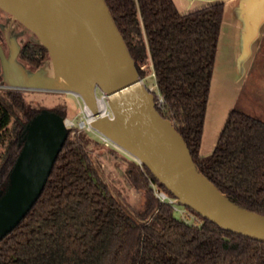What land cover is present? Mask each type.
<instances>
[{
	"label": "trees",
	"instance_id": "trees-1",
	"mask_svg": "<svg viewBox=\"0 0 264 264\" xmlns=\"http://www.w3.org/2000/svg\"><path fill=\"white\" fill-rule=\"evenodd\" d=\"M105 1L140 76L151 63L156 107L204 173L236 203L264 214V120L230 109L211 154L200 157L224 2L181 12L173 0ZM47 56L30 40L18 52L32 68ZM51 110L65 116L63 106ZM38 111L26 107L22 89L0 87V194L24 126ZM73 130L40 195L0 240V264H264V241L224 229L186 205L201 223L178 218L150 183L174 195L142 163L127 168L130 183L148 189L140 219L134 217L98 174L83 139L70 136Z\"/></svg>",
	"mask_w": 264,
	"mask_h": 264
},
{
	"label": "water",
	"instance_id": "water-1",
	"mask_svg": "<svg viewBox=\"0 0 264 264\" xmlns=\"http://www.w3.org/2000/svg\"><path fill=\"white\" fill-rule=\"evenodd\" d=\"M264 0L257 2L262 9ZM0 9L32 33L48 58L38 67L18 58L22 31L4 29L3 83L10 88L78 93L94 115L92 127L139 158L174 199L218 226L264 241V214L245 208L202 170L172 121L156 107L105 0H0ZM112 115L102 113L96 89ZM65 116L39 109L26 122L23 144L0 194V240L40 195L68 128Z\"/></svg>",
	"mask_w": 264,
	"mask_h": 264
},
{
	"label": "rangeland",
	"instance_id": "rangeland-1",
	"mask_svg": "<svg viewBox=\"0 0 264 264\" xmlns=\"http://www.w3.org/2000/svg\"><path fill=\"white\" fill-rule=\"evenodd\" d=\"M7 15L4 10L0 9V24H5ZM22 28V24L19 23L15 30ZM29 34L32 33L26 29V33L18 37L21 45L27 42ZM0 41L7 51V41L2 29L0 30ZM251 56L245 60L243 66L246 70L243 76L238 78V81L236 80L237 77L232 75L231 70L222 74L224 70L216 67L219 73L216 72L213 77L210 99H212L215 107L224 106L227 103L230 109L236 108L264 120V34L260 39L259 47L256 45V50ZM143 67L145 74L141 76L142 80L153 93L156 91V85L152 66L148 62ZM225 75H227L226 78ZM221 77L224 79L222 80ZM233 92L235 95L232 97L231 93ZM22 93L27 108L43 109L63 106L66 127L74 128L70 136L78 135L83 139L85 148L98 174L107 184L111 193L128 207L134 217L140 219L148 189L143 186H133L128 179L127 168L141 163L124 146L109 137L107 138L92 127L90 122H86L85 104L81 96L72 91L37 89H22ZM96 95L98 98L108 101L107 96L99 88L96 89ZM106 113L109 116L112 115L109 106ZM19 116L22 117L21 112H19ZM2 150L3 145L0 143V152ZM150 184L154 195H157L159 192L157 187L154 183ZM170 199L169 202L173 205L175 215L178 218L189 223H201V219L191 213L185 205L177 202L174 198Z\"/></svg>",
	"mask_w": 264,
	"mask_h": 264
},
{
	"label": "crops",
	"instance_id": "crops-1",
	"mask_svg": "<svg viewBox=\"0 0 264 264\" xmlns=\"http://www.w3.org/2000/svg\"><path fill=\"white\" fill-rule=\"evenodd\" d=\"M173 1L181 12L199 8L215 1L224 2L210 92L213 77L215 73L218 72L216 67L224 70V72L222 70V74L231 70L232 75L237 77L236 80L238 81V78L240 79L246 70L243 66L245 60H248L251 55L253 56L256 45L259 47L260 39L263 37L264 6L262 9L257 8V2L259 0ZM226 76L227 75H225V78ZM223 79L224 78H222V80ZM210 92L200 146L201 158H205L211 154L225 118L230 110L227 103L224 106L215 107L212 103V99H210ZM234 95L235 92L231 93L232 97Z\"/></svg>",
	"mask_w": 264,
	"mask_h": 264
},
{
	"label": "bare ground",
	"instance_id": "bare-ground-1",
	"mask_svg": "<svg viewBox=\"0 0 264 264\" xmlns=\"http://www.w3.org/2000/svg\"><path fill=\"white\" fill-rule=\"evenodd\" d=\"M73 92V91H72ZM76 93V92H74ZM78 94V93H76ZM98 98V97H97ZM98 105H99V108L100 110L102 111V113L104 114H107L106 113V109L109 105L108 101L106 102L104 99H101V98H98ZM111 109V108H110ZM84 112L86 114V122H91V120L93 119L94 115L91 113V111L89 110V108L85 105V108H84ZM101 132V131H99ZM104 136H106L107 138L109 137L108 135H106L105 133L101 132ZM110 138V137H109ZM119 144V143H118ZM128 150V149H126ZM129 151V150H128ZM132 153V152H131ZM133 154V153H132ZM134 155V154H133ZM136 156V155H135ZM137 157V156H136ZM138 158V157H137ZM139 159V158H138Z\"/></svg>",
	"mask_w": 264,
	"mask_h": 264
},
{
	"label": "flooded vegetation",
	"instance_id": "flooded-vegetation-1",
	"mask_svg": "<svg viewBox=\"0 0 264 264\" xmlns=\"http://www.w3.org/2000/svg\"><path fill=\"white\" fill-rule=\"evenodd\" d=\"M5 12V11H4ZM5 13H7V12H5ZM8 14V13H7ZM19 24V22H17V21H11V17H10V15L8 14L7 16H6V18H5V24H0V27H1V29L3 30V33H4V29L5 28H7V27H9V31L12 29V28H16V26ZM17 31H22V33L18 36V37H20V36H22V35H24L25 33H26V29L23 27L22 29H20V30H17ZM32 34H29L28 35V40H30V41H32V42H34L33 40H32ZM27 40V41H28ZM35 43V42H34ZM21 45V44H20ZM48 58V57H47ZM46 58V59H47Z\"/></svg>",
	"mask_w": 264,
	"mask_h": 264
},
{
	"label": "built area",
	"instance_id": "built-area-1",
	"mask_svg": "<svg viewBox=\"0 0 264 264\" xmlns=\"http://www.w3.org/2000/svg\"><path fill=\"white\" fill-rule=\"evenodd\" d=\"M144 66V65H143ZM142 66V67H143ZM0 87H7L3 82H0ZM160 100H161V98H160ZM159 192L157 193V197L158 198H160L162 201H168L169 202V200H171L170 198L171 197H169L165 192H163L162 190H160V189H157Z\"/></svg>",
	"mask_w": 264,
	"mask_h": 264
}]
</instances>
